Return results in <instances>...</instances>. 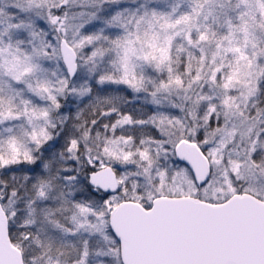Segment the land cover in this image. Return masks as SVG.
<instances>
[{
	"label": "snow or ice",
	"instance_id": "snow-or-ice-1",
	"mask_svg": "<svg viewBox=\"0 0 264 264\" xmlns=\"http://www.w3.org/2000/svg\"><path fill=\"white\" fill-rule=\"evenodd\" d=\"M0 264H264V0H0Z\"/></svg>",
	"mask_w": 264,
	"mask_h": 264
}]
</instances>
